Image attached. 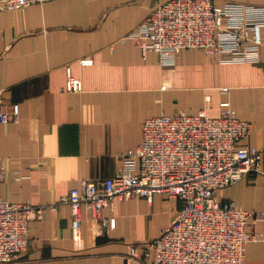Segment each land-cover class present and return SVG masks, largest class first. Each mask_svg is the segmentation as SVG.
Returning <instances> with one entry per match:
<instances>
[{"label":"crops","instance_id":"crops-1","mask_svg":"<svg viewBox=\"0 0 264 264\" xmlns=\"http://www.w3.org/2000/svg\"><path fill=\"white\" fill-rule=\"evenodd\" d=\"M166 1L52 0L0 11L1 96L19 105L18 121L0 124V197L44 207L42 218L28 222L32 247L14 264H142L128 258L129 249L158 237L180 211L179 199L162 193L151 201L114 199L98 219H82L78 229H72L70 207L60 199L84 181L136 164L122 154L140 142L143 121L160 114L205 109L218 117L228 101L252 125L238 147L255 146L262 153L260 172L250 171L221 197L264 212V60L221 64L190 48L180 50L174 66L161 67L154 52L143 57L136 43L120 41ZM80 58L92 64L81 66ZM66 67L81 80L80 92L61 91ZM165 196L174 200L169 219L142 221ZM109 218L113 227L102 221ZM247 228L260 236L246 248L244 264H264V220L250 218Z\"/></svg>","mask_w":264,"mask_h":264},{"label":"built area","instance_id":"built-area-1","mask_svg":"<svg viewBox=\"0 0 264 264\" xmlns=\"http://www.w3.org/2000/svg\"><path fill=\"white\" fill-rule=\"evenodd\" d=\"M48 1L0 0V11ZM126 40L136 43L143 57L154 52L161 67L174 66L180 50L190 48L202 49L221 64H256L264 60V5L168 0L120 38ZM78 63L91 65L92 59L80 58ZM81 87L66 67L61 91L76 93ZM221 105L218 117L200 109L193 115L180 111L145 119L140 142L122 154L136 164H122L114 176L84 181L61 197L70 207L72 229L82 219H98L114 199L151 201L162 193L179 199L181 209L158 237L131 247L129 259L142 264H244L246 248L260 236L247 228L248 220L263 221L264 212L244 210L221 195L250 171L260 172L262 150L238 147L252 125L239 119L228 101ZM18 119L19 105L4 103L0 90V124ZM43 216L44 207L0 197V264H14L32 247L28 222ZM102 221L113 227L115 219Z\"/></svg>","mask_w":264,"mask_h":264},{"label":"rangeland","instance_id":"rangeland-1","mask_svg":"<svg viewBox=\"0 0 264 264\" xmlns=\"http://www.w3.org/2000/svg\"><path fill=\"white\" fill-rule=\"evenodd\" d=\"M157 195H159V194H157ZM166 197L167 196H165L163 199H165V201H167V202L162 200L160 207H158L157 203L154 202V208L152 210L153 213L147 219L145 217H143L142 221H166V220H168L169 219V212L168 211L171 208V207H169V203L174 207V200H169V198L168 197L166 198ZM175 199H177V198H175ZM129 200L126 199L125 201H129ZM172 212H174V211H172Z\"/></svg>","mask_w":264,"mask_h":264}]
</instances>
